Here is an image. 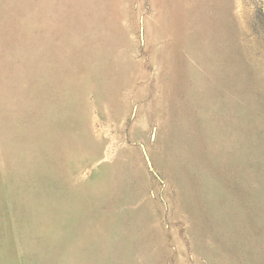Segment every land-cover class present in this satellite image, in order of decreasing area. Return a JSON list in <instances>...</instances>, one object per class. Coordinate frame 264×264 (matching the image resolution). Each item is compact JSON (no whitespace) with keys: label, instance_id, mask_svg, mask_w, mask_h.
I'll use <instances>...</instances> for the list:
<instances>
[{"label":"rangeland","instance_id":"rangeland-1","mask_svg":"<svg viewBox=\"0 0 264 264\" xmlns=\"http://www.w3.org/2000/svg\"><path fill=\"white\" fill-rule=\"evenodd\" d=\"M0 264H264V0H0Z\"/></svg>","mask_w":264,"mask_h":264}]
</instances>
